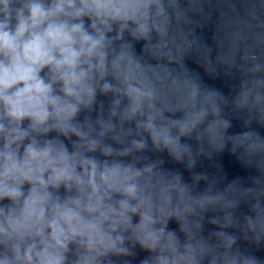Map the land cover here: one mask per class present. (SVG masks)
Returning <instances> with one entry per match:
<instances>
[{"label":"clouds","instance_id":"9594fccd","mask_svg":"<svg viewBox=\"0 0 264 264\" xmlns=\"http://www.w3.org/2000/svg\"><path fill=\"white\" fill-rule=\"evenodd\" d=\"M0 264H264V0H0Z\"/></svg>","mask_w":264,"mask_h":264},{"label":"water","instance_id":"95a60500","mask_svg":"<svg viewBox=\"0 0 264 264\" xmlns=\"http://www.w3.org/2000/svg\"><path fill=\"white\" fill-rule=\"evenodd\" d=\"M204 35L209 43V45H211V36H212V32L210 29L205 30ZM139 47V46H138ZM188 65L190 68L196 69L198 71L201 72V75H203V70L199 69L197 67V65H195L192 61H188ZM205 79L207 80V77H205ZM208 83L213 84L214 86L217 87H224V82L223 81H211V80H207ZM225 91L227 92V89L225 88ZM236 131H239V127H237L235 129ZM223 159V163L225 166V170L227 171L228 175H229V179L234 178L235 176H240V177H246L249 173L244 171L243 169L240 168V166L236 163V161L234 160V158L228 156L227 154H225V156L222 158ZM172 227H175V225L173 224Z\"/></svg>","mask_w":264,"mask_h":264}]
</instances>
